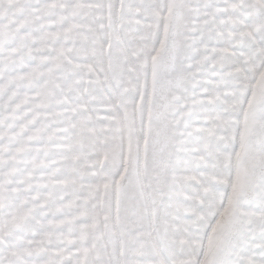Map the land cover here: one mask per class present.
<instances>
[{
    "label": "snow or ice",
    "instance_id": "obj_1",
    "mask_svg": "<svg viewBox=\"0 0 264 264\" xmlns=\"http://www.w3.org/2000/svg\"><path fill=\"white\" fill-rule=\"evenodd\" d=\"M0 264H264V0H0Z\"/></svg>",
    "mask_w": 264,
    "mask_h": 264
}]
</instances>
